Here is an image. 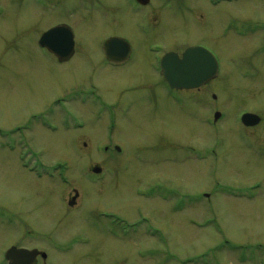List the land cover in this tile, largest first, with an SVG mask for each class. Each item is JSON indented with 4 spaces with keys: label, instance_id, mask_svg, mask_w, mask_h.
Returning a JSON list of instances; mask_svg holds the SVG:
<instances>
[{
    "label": "rangeland",
    "instance_id": "1",
    "mask_svg": "<svg viewBox=\"0 0 264 264\" xmlns=\"http://www.w3.org/2000/svg\"><path fill=\"white\" fill-rule=\"evenodd\" d=\"M59 24L65 64L37 46ZM113 37L132 48L120 68ZM192 46L218 76L169 92L161 56ZM16 246L47 264H264V0H0V264Z\"/></svg>",
    "mask_w": 264,
    "mask_h": 264
},
{
    "label": "water",
    "instance_id": "2",
    "mask_svg": "<svg viewBox=\"0 0 264 264\" xmlns=\"http://www.w3.org/2000/svg\"><path fill=\"white\" fill-rule=\"evenodd\" d=\"M149 0H136L145 6ZM38 46L54 55L59 63L68 62L74 54V36L66 25L55 26L43 33ZM130 52L129 45L122 39H109L103 46V53L108 61L120 64ZM161 75L170 89L193 90L205 86L218 75V64L215 58L205 49L192 47L186 49L181 57L174 53L165 54L160 61ZM219 115H215V119ZM260 119L253 114H244L241 123L245 127H255ZM99 173V169H94ZM39 253L24 249L11 248L5 254L7 264H34ZM45 258V255H42Z\"/></svg>",
    "mask_w": 264,
    "mask_h": 264
},
{
    "label": "flooded vegetation",
    "instance_id": "3",
    "mask_svg": "<svg viewBox=\"0 0 264 264\" xmlns=\"http://www.w3.org/2000/svg\"><path fill=\"white\" fill-rule=\"evenodd\" d=\"M135 6L138 8V5H137L136 3H135ZM131 53H132V48H131V46H130V54H129L128 58L126 59V61L123 62V63H121V64H112L111 62L107 61L106 57L104 56L105 65H106V66H109V67H113V68H120V67H122L123 65L127 64V63L130 61V58H131V56H132ZM164 84H165L164 87L167 88V90H168L169 92H175V91L170 90V89L168 88V86L166 85L165 82H164ZM204 87H205V86H204ZM204 87H201L200 89H202V88H204ZM200 89H197V91L200 90ZM178 93H181V92H178ZM86 97H87L88 100L93 99V101H95V102L98 101V100L94 97V95H92V94H89V95H87ZM79 98H80V95H77L76 99L79 100ZM89 98H90V99H89ZM110 148H111V147H107V146H105V147L103 148L102 152H103L104 154H108L109 151H110L111 149H112L113 152H116L117 154H119V153L121 152V150L118 149L116 146H113L111 149H110ZM16 248H22V247H17V246H16ZM39 252H40V251H39ZM41 253H42V252H41ZM39 260H41V261H40V264H47V263L45 262L46 258H42L41 255L37 257V259H36V261L34 262V264H39Z\"/></svg>",
    "mask_w": 264,
    "mask_h": 264
}]
</instances>
